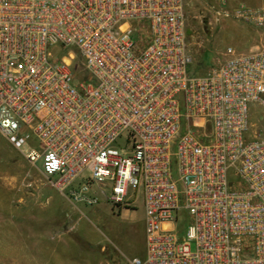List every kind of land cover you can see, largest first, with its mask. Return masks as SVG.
<instances>
[{
    "label": "built area",
    "instance_id": "built-area-1",
    "mask_svg": "<svg viewBox=\"0 0 264 264\" xmlns=\"http://www.w3.org/2000/svg\"><path fill=\"white\" fill-rule=\"evenodd\" d=\"M231 7L264 36V3ZM184 11L0 0V133L77 202L139 195L132 264H264V43L191 74Z\"/></svg>",
    "mask_w": 264,
    "mask_h": 264
},
{
    "label": "rangeland",
    "instance_id": "rangeland-1",
    "mask_svg": "<svg viewBox=\"0 0 264 264\" xmlns=\"http://www.w3.org/2000/svg\"><path fill=\"white\" fill-rule=\"evenodd\" d=\"M231 8L218 0L185 1L189 73L207 72L227 46L246 52L264 43L261 29L225 15ZM92 188L93 204L60 193L40 164L0 133V264H132V256H142L140 196L116 205Z\"/></svg>",
    "mask_w": 264,
    "mask_h": 264
},
{
    "label": "crops",
    "instance_id": "crops-1",
    "mask_svg": "<svg viewBox=\"0 0 264 264\" xmlns=\"http://www.w3.org/2000/svg\"><path fill=\"white\" fill-rule=\"evenodd\" d=\"M184 1H186V0H184ZM218 1L222 2V0H218ZM225 1H227L228 4L232 5V4L236 3L238 0H225ZM244 1L251 6H258V5H261L264 3V0H244Z\"/></svg>",
    "mask_w": 264,
    "mask_h": 264
}]
</instances>
